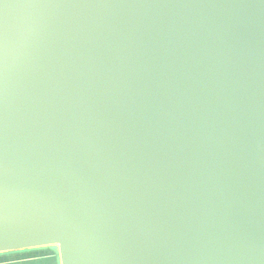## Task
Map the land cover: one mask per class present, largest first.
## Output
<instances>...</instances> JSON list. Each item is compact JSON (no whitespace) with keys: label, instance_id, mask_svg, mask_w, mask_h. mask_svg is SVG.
<instances>
[{"label":"clouds","instance_id":"1","mask_svg":"<svg viewBox=\"0 0 264 264\" xmlns=\"http://www.w3.org/2000/svg\"><path fill=\"white\" fill-rule=\"evenodd\" d=\"M45 221L68 264H264V0H23L0 23V264Z\"/></svg>","mask_w":264,"mask_h":264},{"label":"water","instance_id":"2","mask_svg":"<svg viewBox=\"0 0 264 264\" xmlns=\"http://www.w3.org/2000/svg\"><path fill=\"white\" fill-rule=\"evenodd\" d=\"M23 0H0V23L3 22V5L17 4ZM213 3H235L244 2V0H209ZM7 235L17 243L33 244L43 243L44 241L53 240L60 243L64 264H68V251L65 246V239L61 233L47 226L45 221L21 222L10 226Z\"/></svg>","mask_w":264,"mask_h":264},{"label":"snow or ice","instance_id":"3","mask_svg":"<svg viewBox=\"0 0 264 264\" xmlns=\"http://www.w3.org/2000/svg\"><path fill=\"white\" fill-rule=\"evenodd\" d=\"M43 243H56L53 240L44 241Z\"/></svg>","mask_w":264,"mask_h":264}]
</instances>
